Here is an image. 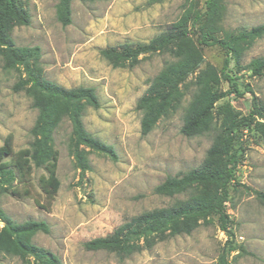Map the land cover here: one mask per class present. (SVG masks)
I'll return each mask as SVG.
<instances>
[{
  "label": "rangeland",
  "instance_id": "374dc122",
  "mask_svg": "<svg viewBox=\"0 0 264 264\" xmlns=\"http://www.w3.org/2000/svg\"><path fill=\"white\" fill-rule=\"evenodd\" d=\"M209 0H92L71 3V23L63 27L55 16L57 0H23L30 15L28 26L12 30L16 47L40 48L45 79L64 88L94 89L99 108H86L82 122L95 139L111 146L115 160L86 153L90 170L79 179L68 154L70 125L63 119L53 134L58 154L56 176L60 182L48 205L38 179L43 169H34L27 183L17 182L15 192L0 198L3 211L15 222L44 221L47 234L38 233L33 244L55 255L61 264H264V204L254 192L264 195V130L243 129L239 141L243 154L234 171L236 184L225 204L229 234L212 223L199 226L190 235H179L155 243L150 249L119 258L106 251H87L83 244L110 235L117 227L143 212L165 208L184 195L164 197L153 193L167 176L197 168L211 146L214 132L187 138L180 133L183 117L192 99L194 77L207 67L220 70L224 53L201 47L204 59L197 72L180 87L173 108L159 119L152 131L140 135L141 112L137 100L154 77L171 61L167 53L140 56L133 68H112L99 51L109 47L135 48L177 23L185 14L207 12ZM217 14L201 25H211L218 38L264 25V0H214ZM188 16V15H186ZM188 29L195 35L199 24ZM264 58V34L245 52L241 64ZM233 64L230 63L229 67ZM19 74L4 70L0 58V146L12 136V150L27 149L37 111L24 92L13 90ZM238 87L249 86L264 102V70L259 77L249 70L236 74ZM225 84L222 90H226ZM229 105L240 117L250 111L251 97L229 95L216 108ZM264 124V120H256ZM84 151L87 149L82 148ZM13 156L5 157L11 163ZM233 248V250H228ZM0 264H33L0 255Z\"/></svg>",
  "mask_w": 264,
  "mask_h": 264
},
{
  "label": "trees",
  "instance_id": "16d2710c",
  "mask_svg": "<svg viewBox=\"0 0 264 264\" xmlns=\"http://www.w3.org/2000/svg\"><path fill=\"white\" fill-rule=\"evenodd\" d=\"M22 1L0 0V58L4 70L18 72L13 90L22 91L31 99L37 116L29 131L32 142L27 149L13 153L11 135H7L0 146V198L7 193H16L15 184L27 183L34 169H43L45 175L38 179V183L49 205L60 186L56 176L58 154L53 147V134L63 119L70 125L68 154L79 171V179L90 170L86 153L112 161L116 156L112 147L93 138L82 122L86 108H99L94 89L83 86L67 89L48 81L43 75L40 48L14 45L12 30L30 23V15ZM73 1L92 0H57L55 16L63 27L71 23ZM205 6L207 12L204 15L185 14L147 44L135 48L109 47L99 51L112 68H133L140 62L139 57L144 55L167 53L171 58L136 102L135 110L142 114L140 135L143 137L173 108L184 81L203 64L201 47L218 48L225 57L220 70L210 66L196 73L195 91L180 129L187 138L215 133L202 163L176 176H167L153 190L159 196L184 195L185 198L169 207L143 212L117 227L110 235L85 242L83 248L87 251H106L119 258L129 257L166 238L190 235L199 226L212 223V218H216L222 232L230 235L225 204L230 199L232 187L239 185L234 180V171L243 154L238 134L252 126L256 130H264V124L256 121L264 120V102L254 96L249 86L241 91L236 74L242 70H249L253 77L262 74L264 58H254L246 66H242L241 61L253 42L263 36L264 25L218 38L213 26L201 25L203 20L209 21L216 16L218 5L209 0ZM191 17V27L199 24L195 38L192 30L188 29ZM230 63L233 68L229 67ZM223 84L227 87L225 91L222 90ZM246 94L251 97L246 117H240L229 105L216 108V104L229 95L241 97ZM7 156H13L11 163L4 161ZM254 194L264 204V195ZM48 232L46 222L17 223L0 206V255L15 257L24 263L32 259L33 264H61L55 255L32 242L36 234ZM218 264H227L224 256L220 257Z\"/></svg>",
  "mask_w": 264,
  "mask_h": 264
}]
</instances>
